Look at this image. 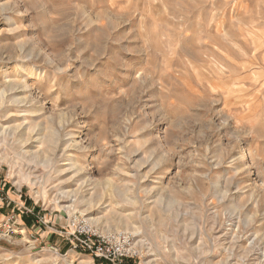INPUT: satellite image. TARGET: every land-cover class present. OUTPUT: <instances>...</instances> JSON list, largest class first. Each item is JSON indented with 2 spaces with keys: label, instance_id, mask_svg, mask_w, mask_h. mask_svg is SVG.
Segmentation results:
<instances>
[{
  "label": "rangeland",
  "instance_id": "1",
  "mask_svg": "<svg viewBox=\"0 0 264 264\" xmlns=\"http://www.w3.org/2000/svg\"><path fill=\"white\" fill-rule=\"evenodd\" d=\"M72 219L264 264V0H0V264H109Z\"/></svg>",
  "mask_w": 264,
  "mask_h": 264
},
{
  "label": "built area",
  "instance_id": "2",
  "mask_svg": "<svg viewBox=\"0 0 264 264\" xmlns=\"http://www.w3.org/2000/svg\"><path fill=\"white\" fill-rule=\"evenodd\" d=\"M74 228L68 237L71 242L75 239L84 243V249L97 258H102L109 264H120L124 258H132L137 255L132 239L118 233H104L77 220H71Z\"/></svg>",
  "mask_w": 264,
  "mask_h": 264
},
{
  "label": "trees",
  "instance_id": "3",
  "mask_svg": "<svg viewBox=\"0 0 264 264\" xmlns=\"http://www.w3.org/2000/svg\"><path fill=\"white\" fill-rule=\"evenodd\" d=\"M106 263V262H105Z\"/></svg>",
  "mask_w": 264,
  "mask_h": 264
}]
</instances>
